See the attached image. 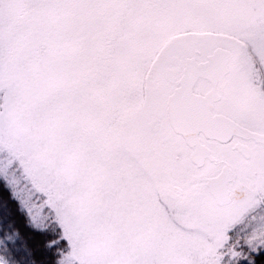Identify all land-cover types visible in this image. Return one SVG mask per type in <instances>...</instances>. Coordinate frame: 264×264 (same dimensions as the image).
I'll return each instance as SVG.
<instances>
[{
    "label": "snow or ice",
    "instance_id": "1",
    "mask_svg": "<svg viewBox=\"0 0 264 264\" xmlns=\"http://www.w3.org/2000/svg\"><path fill=\"white\" fill-rule=\"evenodd\" d=\"M0 264H264V0H0Z\"/></svg>",
    "mask_w": 264,
    "mask_h": 264
},
{
    "label": "trees",
    "instance_id": "2",
    "mask_svg": "<svg viewBox=\"0 0 264 264\" xmlns=\"http://www.w3.org/2000/svg\"><path fill=\"white\" fill-rule=\"evenodd\" d=\"M6 195V194H5Z\"/></svg>",
    "mask_w": 264,
    "mask_h": 264
}]
</instances>
